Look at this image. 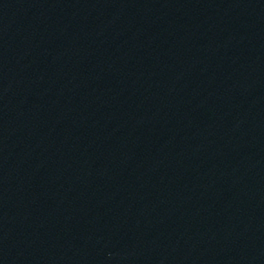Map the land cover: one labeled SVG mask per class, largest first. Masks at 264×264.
<instances>
[{
    "label": "water",
    "instance_id": "water-1",
    "mask_svg": "<svg viewBox=\"0 0 264 264\" xmlns=\"http://www.w3.org/2000/svg\"><path fill=\"white\" fill-rule=\"evenodd\" d=\"M0 264H264V0H0Z\"/></svg>",
    "mask_w": 264,
    "mask_h": 264
}]
</instances>
